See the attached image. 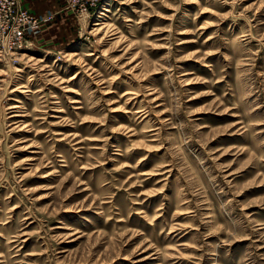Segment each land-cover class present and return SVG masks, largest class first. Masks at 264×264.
<instances>
[{
	"label": "rangeland",
	"instance_id": "rangeland-1",
	"mask_svg": "<svg viewBox=\"0 0 264 264\" xmlns=\"http://www.w3.org/2000/svg\"><path fill=\"white\" fill-rule=\"evenodd\" d=\"M59 1L0 22V264H264V0Z\"/></svg>",
	"mask_w": 264,
	"mask_h": 264
},
{
	"label": "built area",
	"instance_id": "built-area-1",
	"mask_svg": "<svg viewBox=\"0 0 264 264\" xmlns=\"http://www.w3.org/2000/svg\"><path fill=\"white\" fill-rule=\"evenodd\" d=\"M67 7L75 12H86L93 8L98 0H63ZM11 20L14 22L12 27L16 38H22V30L20 26L26 22L27 27L35 30L41 22L48 20V17L32 18L28 15L25 9L17 6V0H0V22H7Z\"/></svg>",
	"mask_w": 264,
	"mask_h": 264
},
{
	"label": "crops",
	"instance_id": "crops-1",
	"mask_svg": "<svg viewBox=\"0 0 264 264\" xmlns=\"http://www.w3.org/2000/svg\"><path fill=\"white\" fill-rule=\"evenodd\" d=\"M23 7H30L33 10L43 11L54 9L59 3V0H21Z\"/></svg>",
	"mask_w": 264,
	"mask_h": 264
},
{
	"label": "bare ground",
	"instance_id": "bare-ground-1",
	"mask_svg": "<svg viewBox=\"0 0 264 264\" xmlns=\"http://www.w3.org/2000/svg\"><path fill=\"white\" fill-rule=\"evenodd\" d=\"M97 24L98 23H94L93 25H96L97 26ZM189 42H192V41H189ZM71 103L73 102V103H76V102H79L77 99H72L71 101H70Z\"/></svg>",
	"mask_w": 264,
	"mask_h": 264
}]
</instances>
